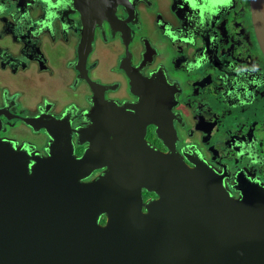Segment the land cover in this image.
<instances>
[{"label": "flooded vegetation", "instance_id": "obj_1", "mask_svg": "<svg viewBox=\"0 0 264 264\" xmlns=\"http://www.w3.org/2000/svg\"><path fill=\"white\" fill-rule=\"evenodd\" d=\"M107 1L106 16L92 5L99 17L88 0H0V140L47 156V123L79 156L88 143L75 130L99 114L211 168L231 197L264 187V55L249 0Z\"/></svg>", "mask_w": 264, "mask_h": 264}, {"label": "water", "instance_id": "obj_2", "mask_svg": "<svg viewBox=\"0 0 264 264\" xmlns=\"http://www.w3.org/2000/svg\"><path fill=\"white\" fill-rule=\"evenodd\" d=\"M88 1L101 17L92 5L108 1ZM249 10L264 55V0ZM44 127V157L0 140V264H264V187L231 197L211 168L159 151L139 130L124 137L99 114L75 130L88 143L79 156L70 134ZM142 187L157 198L143 202Z\"/></svg>", "mask_w": 264, "mask_h": 264}, {"label": "clouds", "instance_id": "obj_3", "mask_svg": "<svg viewBox=\"0 0 264 264\" xmlns=\"http://www.w3.org/2000/svg\"><path fill=\"white\" fill-rule=\"evenodd\" d=\"M225 2H227V0H225Z\"/></svg>", "mask_w": 264, "mask_h": 264}, {"label": "rangeland", "instance_id": "obj_4", "mask_svg": "<svg viewBox=\"0 0 264 264\" xmlns=\"http://www.w3.org/2000/svg\"><path fill=\"white\" fill-rule=\"evenodd\" d=\"M148 19V18H147Z\"/></svg>", "mask_w": 264, "mask_h": 264}]
</instances>
